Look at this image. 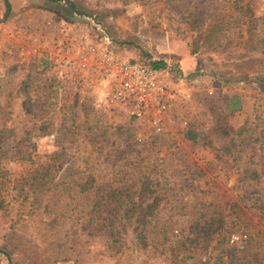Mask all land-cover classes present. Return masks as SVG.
<instances>
[{"label": "rangeland", "instance_id": "374dc122", "mask_svg": "<svg viewBox=\"0 0 264 264\" xmlns=\"http://www.w3.org/2000/svg\"><path fill=\"white\" fill-rule=\"evenodd\" d=\"M10 2L0 264H264V0ZM100 51L179 65L159 130L66 71Z\"/></svg>", "mask_w": 264, "mask_h": 264}, {"label": "built area", "instance_id": "2783aa9c", "mask_svg": "<svg viewBox=\"0 0 264 264\" xmlns=\"http://www.w3.org/2000/svg\"><path fill=\"white\" fill-rule=\"evenodd\" d=\"M82 35L86 37L88 31ZM87 57L91 56L81 52L68 58L66 71L91 73L93 76L95 73L99 80L97 99L120 104L131 115L145 118L159 130L172 97L166 75L170 70L177 72L179 66L166 63L157 67L151 59L139 62L135 58H121L112 51H100L91 58Z\"/></svg>", "mask_w": 264, "mask_h": 264}, {"label": "trees", "instance_id": "16d2710c", "mask_svg": "<svg viewBox=\"0 0 264 264\" xmlns=\"http://www.w3.org/2000/svg\"><path fill=\"white\" fill-rule=\"evenodd\" d=\"M5 2H6V5H7V10H6V14L9 12V9H10V7H11V2H10V0H5ZM151 63L153 64V65H155V66H157V67H161V66H163V64H164V61H162V60H151ZM208 212L209 211H206L205 212V216L208 214ZM214 223L212 222L211 223V221H210V223H208V225H206V226H203L202 227V230H212V225H213ZM234 224H229V225H227L226 227H223L222 228V231H225V230H227V232H228V235L230 236V234L232 233V229L234 228V226H233ZM214 231H216L217 230V228H214L213 229ZM204 233H205V235H207L208 234V231H204ZM220 236H221V238L220 239H218L216 242H214L213 244H212V248H216V247H218V246H222L223 247V245H224V243H225V241H226V244H227V239L228 238H225V233L224 232H222L221 234H220ZM225 241H224V240ZM206 240H211V238H209V237H207L206 238ZM223 251H228V247H226L225 249H222L220 252H218V256L216 257V263L215 264H225L224 263V260H225V257H224V252ZM210 259V256L208 257V259L207 260H204V261H202V263H204V264H207L208 263V260ZM260 260H258V259H255V260H253V262H252V264H256V263H258ZM249 263V262H248ZM9 264H14L12 261H10L9 262ZM228 264H230V263H228ZM242 264H246V263H242Z\"/></svg>", "mask_w": 264, "mask_h": 264}, {"label": "crops", "instance_id": "0c3cea01", "mask_svg": "<svg viewBox=\"0 0 264 264\" xmlns=\"http://www.w3.org/2000/svg\"><path fill=\"white\" fill-rule=\"evenodd\" d=\"M169 49L170 50H172V52L171 51H168L167 53H169V54H173V55H175V53H180V54H178V55H180L181 57H179V56H177L176 58V60L179 62V65H180V67H188L189 69H190V65H191V63H192V61H188V57H187V52H186V50L185 49H183V48H178L175 44H171L170 46H169ZM134 51V50H133ZM173 51H175V52H173ZM136 53L137 52H135L134 51V54L133 55H136ZM170 58H175L174 56L173 57H170ZM169 57H165V56H163V59H162V61H164V64H166V63H170L169 62ZM163 64V65H164ZM178 65V66H179Z\"/></svg>", "mask_w": 264, "mask_h": 264}]
</instances>
